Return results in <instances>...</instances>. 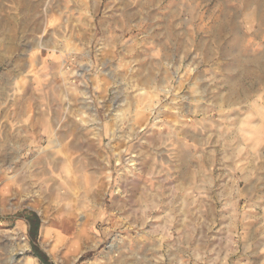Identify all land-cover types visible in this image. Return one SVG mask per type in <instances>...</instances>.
I'll use <instances>...</instances> for the list:
<instances>
[{
	"label": "clouds",
	"instance_id": "1",
	"mask_svg": "<svg viewBox=\"0 0 264 264\" xmlns=\"http://www.w3.org/2000/svg\"><path fill=\"white\" fill-rule=\"evenodd\" d=\"M0 264H264V0H0Z\"/></svg>",
	"mask_w": 264,
	"mask_h": 264
},
{
	"label": "rangeland",
	"instance_id": "2",
	"mask_svg": "<svg viewBox=\"0 0 264 264\" xmlns=\"http://www.w3.org/2000/svg\"><path fill=\"white\" fill-rule=\"evenodd\" d=\"M52 23H54V22L50 21V26H51ZM45 62H46V61H45Z\"/></svg>",
	"mask_w": 264,
	"mask_h": 264
}]
</instances>
